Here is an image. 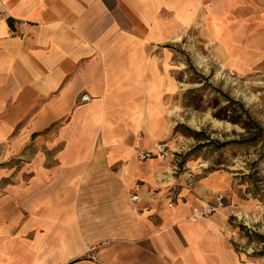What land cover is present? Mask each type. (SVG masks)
I'll return each mask as SVG.
<instances>
[{
    "label": "crops",
    "instance_id": "1",
    "mask_svg": "<svg viewBox=\"0 0 264 264\" xmlns=\"http://www.w3.org/2000/svg\"><path fill=\"white\" fill-rule=\"evenodd\" d=\"M244 8L258 1L0 0V264H241L222 213L192 219L206 204L172 143L137 156L177 132L179 49L198 29L232 53Z\"/></svg>",
    "mask_w": 264,
    "mask_h": 264
},
{
    "label": "rangeland",
    "instance_id": "2",
    "mask_svg": "<svg viewBox=\"0 0 264 264\" xmlns=\"http://www.w3.org/2000/svg\"><path fill=\"white\" fill-rule=\"evenodd\" d=\"M257 1L258 11H238L249 27L232 53L214 51L198 29L192 50L179 49L178 126L165 142L195 201L207 207L222 199L213 214L227 220L241 264H264V137L257 133L264 130V0Z\"/></svg>",
    "mask_w": 264,
    "mask_h": 264
},
{
    "label": "built area",
    "instance_id": "3",
    "mask_svg": "<svg viewBox=\"0 0 264 264\" xmlns=\"http://www.w3.org/2000/svg\"><path fill=\"white\" fill-rule=\"evenodd\" d=\"M88 100V98L86 96H84L82 98V101H86ZM161 156L162 158H166L167 155H168V148H167V145L166 143H161L157 146V149L156 151H150V152H140L138 153V159L139 160H148V159H151L153 158L154 156ZM138 200V197L137 196H133L132 197V201L134 202H137ZM172 205H170L171 207ZM223 207V202H222V199L221 198H217L216 200V205L215 206H211V205H208L207 207H204L202 208L201 210L199 211H196L194 212L193 216H192V219L194 220H200V219H203V218H206L207 216L213 214L217 209L219 208H222ZM95 250V248H92L90 250V258L95 260L96 258L93 257L91 254H93V251Z\"/></svg>",
    "mask_w": 264,
    "mask_h": 264
},
{
    "label": "trees",
    "instance_id": "4",
    "mask_svg": "<svg viewBox=\"0 0 264 264\" xmlns=\"http://www.w3.org/2000/svg\"><path fill=\"white\" fill-rule=\"evenodd\" d=\"M247 128L249 129V127L247 126ZM258 129V135H260V137H264L262 136V134H264V130L260 129V128H257Z\"/></svg>",
    "mask_w": 264,
    "mask_h": 264
}]
</instances>
